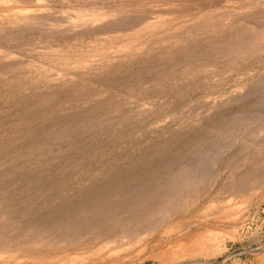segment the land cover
Instances as JSON below:
<instances>
[{
	"label": "rangeland",
	"instance_id": "obj_1",
	"mask_svg": "<svg viewBox=\"0 0 264 264\" xmlns=\"http://www.w3.org/2000/svg\"><path fill=\"white\" fill-rule=\"evenodd\" d=\"M25 2L0 0V264H264V203L224 182L264 120V1Z\"/></svg>",
	"mask_w": 264,
	"mask_h": 264
},
{
	"label": "bare ground",
	"instance_id": "obj_2",
	"mask_svg": "<svg viewBox=\"0 0 264 264\" xmlns=\"http://www.w3.org/2000/svg\"><path fill=\"white\" fill-rule=\"evenodd\" d=\"M11 0H4V3H8L10 2ZM16 1H20V0H16ZM23 2L27 1V0H21ZM264 1V0H263ZM15 3V2H14ZM18 3V2H17ZM22 3V2H20ZM25 3H29L28 2H25ZM229 3V2H228ZM262 4V3H261ZM24 6V4H23ZM242 6V5H241ZM237 7V6H236ZM20 9V8H19ZM11 10V7L7 6L4 7V8H1L0 7V11H4L5 13H9V11ZM23 10V9H22ZM10 15V14H9ZM10 17V16H9ZM214 17V16H213ZM225 17V16H224ZM213 20V19H212ZM2 20H0L1 22ZM11 21V20H10ZM36 21V20H35ZM14 22V20H13ZM12 25V23L10 22L9 23V19L5 22V25ZM2 24V23H1ZM4 25V24H3ZM14 25V24H13ZM11 26L12 28L14 26ZM25 26V25H24ZM27 26V25H26ZM33 26V25H32ZM7 27V26H6ZM4 26V28H6ZM29 28V26H27ZM227 27V26H226ZM0 28L1 25H0ZM200 28V27H199ZM217 29V28H216ZM8 30V29H7ZM3 31V30H2ZM6 31V30H5ZM262 32V31H260ZM1 31H0V36H1ZM4 33V32H3ZM254 33V32H253ZM7 34V33H6ZM239 35V34H238ZM5 36V35H4ZM257 39V38H256ZM250 40V39H249ZM257 41V40H256ZM263 42V41H262ZM261 43V42H260ZM238 46V45H237ZM234 47V46H233ZM263 47V45H262ZM243 49V48H242ZM226 55V54H225ZM243 56V55H242ZM8 62V60H7ZM5 65V64H4ZM9 65V63H8ZM7 65V66H8ZM13 65V64H12ZM5 68V66H0V72H2V70ZM7 69L9 67H6ZM7 69H4V70H7ZM11 69V68H10ZM223 71V70H222ZM226 71V70H225ZM5 71H3L4 73ZM2 74V73H0ZM3 78V77H2ZM1 79V78H0ZM5 79V78H4ZM208 79V78H207ZM2 80V79H1ZM8 84V83H7ZM8 87H10L8 85ZM211 100V99H210ZM262 103V102H261ZM263 106V105H262ZM114 111V110H113ZM112 111V112H113ZM110 114V113H109ZM131 115V114H130ZM109 116V115H108ZM128 116V115H127ZM130 117V116H129ZM96 118V117H94ZM93 118V119H94ZM264 118V117H263ZM109 119V118H108ZM100 120V118H99ZM107 120V119H106ZM165 120V119H164ZM91 121V120H90ZM113 121V120H112ZM252 121V120H251ZM259 124L260 125V130H253L252 128V132H250L251 130L249 129V134L246 135L244 138H243V147H241L238 151H235L233 153V156L230 157L227 162H226V170H228V175L226 176V179H225V184H227V187H229V191L227 193L230 194L231 196H234V197H240L242 199H244L245 201L246 200H249V199H252L253 197L255 196H259L258 200H257V204H254V205H258L259 203H264V120L262 119V117H259ZM104 122V121H103ZM114 122V121H113ZM112 122V123H113ZM121 123V122H120ZM111 124V123H110ZM94 125V124H93ZM250 126V125H249ZM97 127V126H96ZM248 127V126H247ZM92 128V127H91ZM259 128V127H258ZM257 128V129H258ZM230 129V128H229ZM243 130V129H242ZM68 132V131H66ZM70 133V132H69ZM241 134V132H240ZM229 149V148H228ZM223 151V150H222ZM38 157V156H37ZM30 158V157H29ZM216 158V157H215ZM224 162V161H223ZM10 163V162H9ZM37 164V163H36ZM8 165V164H7ZM215 165V164H214ZM224 166V164H223ZM211 168V167H210ZM224 169V168H223ZM18 171V170H17ZM218 173V172H217ZM181 174V173H180ZM212 174V173H211ZM223 175V174H221ZM181 176V175H180ZM210 177V176H209ZM215 177V176H214ZM192 178V177H191ZM194 178V177H193ZM198 179V178H197ZM196 179V180H197ZM205 179V178H204ZM204 179L203 182H204ZM212 179V176L211 178ZM209 179V180H210ZM215 179V178H214ZM217 179V178H216ZM131 180V179H130ZM195 180V181H196ZM175 181V180H174ZM178 182V181H177ZM191 182V181H190ZM206 182L208 183V181L206 180ZM211 182H215V180L211 181ZM155 183V182H154ZM162 183V182H161ZM187 183V182H186ZM189 183V182H188ZM193 183H198V180L196 182H193ZM192 183V184H193ZM205 183V182H204ZM212 183V184H213ZM191 184V186H192ZM125 186V185H124ZM158 186V185H157ZM182 186V184H181ZM188 186V185H187ZM198 186V185H197ZM196 187V186H194ZM192 187V188H194ZM200 187V186H199ZM188 188V187H187ZM181 189V188H180ZM197 189V187H196ZM208 189H209V185H208ZM199 190V189H198ZM197 190V191H198ZM193 191H195L193 189ZM199 193V192H198ZM200 194V193H199ZM229 195V196H230ZM124 196V195H123ZM122 196V197H123ZM180 198V197H179ZM124 199V197H123ZM176 199V198H175ZM254 201V200H253ZM256 201V200H255ZM254 201V202H255ZM2 202V201H1ZM218 202V201H217ZM219 203V202H218ZM217 204V203H216ZM221 204V203H220ZM219 205V204H218ZM111 206V205H110ZM108 207V206H107ZM128 208V207H126ZM218 208V206H217ZM223 208V207H222ZM158 209V208H157ZM159 210V209H158ZM205 210V209H204ZM213 211V210H212ZM200 212V211H199ZM155 213V212H154ZM211 213V212H210ZM140 214V213H139ZM201 215V214H200ZM209 215V214H208ZM234 215V214H233ZM153 216V215H151ZM139 217V216H138ZM107 218V217H106ZM145 218V217H144ZM146 219V218H145ZM151 219V218H150ZM157 219V218H156ZM148 220V219H147ZM140 221V220H139ZM70 222V221H68ZM105 222V221H104ZM112 222V221H111ZM148 222V221H147ZM146 222V223H147ZM151 222V221H150ZM116 223V222H115ZM136 223V222H135ZM140 223V222H139ZM85 225V224H84ZM217 225V224H216ZM95 227V226H94ZM94 227L92 228V232L94 231ZM50 228V227H49ZM176 228V227H175ZM232 228V227H231ZM48 229V228H47ZM90 228H88L89 230ZM50 230V229H49ZM96 230V229H95ZM46 231V230H45ZM152 231V230H151ZM229 234L232 236L233 235V232L231 234V231H228ZM50 233V232H49ZM227 234V233H226ZM227 234V235H229ZM74 235V234H73ZM44 236V235H43ZM180 236V235H179ZM230 236V237H231ZM204 238V237H203ZM201 238V239H203ZM213 238V237H212ZM112 239V238H111ZM200 239V238H199ZM199 239L197 240L199 242ZM200 239V242H202ZM190 240V239H189ZM192 240V239H191ZM196 241V240H195ZM194 241V242H195ZM210 241V240H209ZM107 242V241H106ZM180 242V241H179ZM192 242V241H191ZM189 242V244L191 245L192 249L195 248L196 245H200V242L197 244L195 242L194 243H191ZM108 243V242H107ZM119 243V242H118ZM211 243V242H210ZM112 244H115L112 243ZM187 245V244H186ZM185 244L183 245V247L186 246ZM194 245V246H192ZM198 245V246H199ZM109 246V245H108ZM183 247H181L182 249H184ZM187 247L189 248V252H190V246L187 245ZM200 247V246H199ZM180 248V247H179ZM201 248V247H200ZM205 248V247H204ZM182 249L179 251L181 252ZM186 249V248H185ZM191 249V250H192ZM215 249V248H214ZM176 250V249H175ZM179 249H177L178 251ZM199 250V249H198ZM176 251V252H177ZM188 251L187 249L185 250V252ZM185 252H181V253H185ZM188 252V253H189ZM194 252V251H193ZM196 252V251H195ZM200 252V251H198ZM180 253V254H181ZM187 253V252H186ZM185 253V255H186ZM94 254V253H93ZM179 254V255H180ZM194 254V253H193ZM201 254V253H200ZM88 255V254H87ZM182 255V254H181ZM184 255V254H183ZM211 255V254H210ZM89 256V255H88ZM81 258V257H80ZM68 260V259H67ZM79 260V259H78ZM83 260V259H82ZM81 260V261H82ZM73 261V260H72ZM75 261V260H74ZM73 261V262H74ZM72 262V263H73Z\"/></svg>",
	"mask_w": 264,
	"mask_h": 264
}]
</instances>
